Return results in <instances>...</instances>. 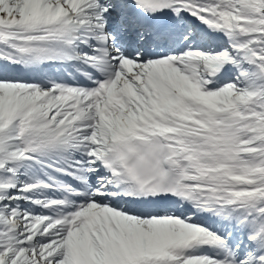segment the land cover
<instances>
[{"label":"snow or ice","instance_id":"1","mask_svg":"<svg viewBox=\"0 0 264 264\" xmlns=\"http://www.w3.org/2000/svg\"><path fill=\"white\" fill-rule=\"evenodd\" d=\"M0 264H264V0H0Z\"/></svg>","mask_w":264,"mask_h":264}]
</instances>
